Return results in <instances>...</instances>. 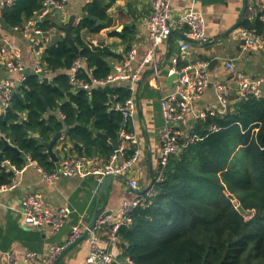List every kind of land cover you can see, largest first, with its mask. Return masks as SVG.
Returning a JSON list of instances; mask_svg holds the SVG:
<instances>
[{"label": "trees", "instance_id": "trees-1", "mask_svg": "<svg viewBox=\"0 0 264 264\" xmlns=\"http://www.w3.org/2000/svg\"><path fill=\"white\" fill-rule=\"evenodd\" d=\"M45 1L14 0L0 7V28L24 31L30 21H36V27L51 38L43 45L42 61L54 73L52 82L29 74L12 98L13 111L0 115V187L16 179L7 162L22 170L29 157L43 171H55L57 163L46 144L65 127L64 147L68 142L79 144L84 148L80 156L107 162L115 149L97 134L115 140L124 125L123 114L111 110L109 88L77 91L66 74L78 59L96 79L112 73L108 60L115 54L107 47L92 49L83 32L98 34L109 28L108 10L116 0L110 4L94 0L85 7L84 17L71 32L78 54L63 37L54 36L57 23L38 20ZM262 16L263 10L258 9V16L244 18L241 28L264 33ZM110 35L123 42L133 40L127 31ZM84 69L77 79L91 84ZM114 96L123 104L130 92L122 86ZM125 129L133 132L131 120ZM183 133L194 141L181 140L162 182L153 176L154 195L136 207L129 214L130 224L119 230L121 255L114 264H264V94L233 95L224 111L207 112ZM5 140L19 152L8 149ZM133 152L128 150L126 158Z\"/></svg>", "mask_w": 264, "mask_h": 264}, {"label": "crops", "instance_id": "crops-1", "mask_svg": "<svg viewBox=\"0 0 264 264\" xmlns=\"http://www.w3.org/2000/svg\"><path fill=\"white\" fill-rule=\"evenodd\" d=\"M3 1L5 0H0V4ZM93 1L69 0L61 13H57L58 10L51 11L46 18L52 19L58 24V28L53 30L54 36L64 37L66 30H61L63 26H68L72 16L75 17L74 26L78 24L84 17L85 7ZM104 1L109 2V4L113 2V0ZM151 3L152 0H116L108 10V14L112 19L109 28H105L98 34L83 32V39L92 49L107 47L115 54L108 60L109 64L113 65V70L125 60L126 53L131 48L136 47L138 52L137 61L134 63L135 67L149 49L150 40L147 22L152 13ZM172 7L175 17H179L188 8H194L200 12L206 22L207 42L219 41L206 47L193 44L190 52L180 57V44L183 39L178 33L187 35L188 30L186 27H177L174 30L178 33L173 34L170 45L166 42L159 47L157 53L159 77L154 73L152 66H148L143 70L135 96L136 113L131 120L134 128L133 132L139 139L141 157L137 164L122 175L125 182L120 180L113 182L106 211L118 212L123 203L132 202L136 198L138 190L130 186L131 181L135 180L140 188L139 191H143L148 188L153 176L156 174L158 157L162 148V142L159 138L163 127L161 99L175 90L176 81L178 80L170 81L172 75L169 72L172 68L171 60L174 57H180L182 67L188 64L187 61H205L211 65L208 67L211 83L197 101L198 112L219 107L217 93L213 87L215 81L225 82L235 90L236 74L238 73L246 74L252 78H264V49L258 47L249 50L245 47V44L242 43L243 40L238 35L241 25L225 38H222L237 23L243 7V0H189L185 3L172 1ZM257 16L258 8L255 1L248 0L244 18L252 19ZM124 31L128 32V36L133 37L131 42L128 40L123 42L121 37L110 35L112 32L123 33ZM43 38V45L51 40L50 37L43 36ZM5 43L16 46L26 66V73H34L37 56L34 52L32 33L27 30L9 31L0 28V45ZM168 54H170V58L166 62ZM3 62L4 59H0V83L2 80L9 78L18 80L20 75L9 73ZM229 62L234 64V71L227 67ZM82 63L86 66L84 61ZM107 88H109L111 103H113L111 110H115L117 106L121 105L115 101L117 97L114 96V91L118 87L117 85H109ZM260 93L264 94V86L261 88ZM233 95H236V93L233 92ZM139 108L141 109V116L139 115ZM1 110L2 104L0 101ZM190 121H186L185 129L182 132H186L191 127L193 121L192 123ZM63 141L60 140L53 149L58 162L72 155L84 157L80 156V152L84 150L83 146L68 142L66 143L67 146L64 147ZM131 148L130 143L120 140L119 149H123V151L115 150V152H120L118 163L123 161L121 158L122 153L127 159L126 152ZM148 151L151 153V162L148 160ZM103 162L105 161L102 159L101 163ZM35 164L27 163L21 173H15V181L19 182L17 188L0 193V264H5L4 257L6 253H13L18 257H22L30 251L45 253L51 246L64 244L68 239L71 225L81 223L88 228L93 220L97 202H99L100 207L106 203L105 193H102L99 198L101 182L96 176L61 178L52 184H48L45 182L37 164ZM5 165L7 166V164ZM8 167L13 171L11 166ZM32 192L41 193L50 207H68L72 209L73 213L64 227L53 232L48 226L27 228L24 225L22 199L27 193ZM105 233L106 229H103L101 237L104 239L106 238ZM87 253L88 239L67 252L61 258L59 264H85ZM113 254L119 259L121 255L119 246H115Z\"/></svg>", "mask_w": 264, "mask_h": 264}, {"label": "built area", "instance_id": "built-area-1", "mask_svg": "<svg viewBox=\"0 0 264 264\" xmlns=\"http://www.w3.org/2000/svg\"><path fill=\"white\" fill-rule=\"evenodd\" d=\"M14 0H5L0 4L3 8L10 5ZM172 1L181 3L189 0H152V13L148 18L147 26L149 32L150 47L138 62L137 48L133 47L126 53L125 60L120 63L105 79H96L92 76L93 70L83 65L82 59L74 62L72 68L66 71L70 83L74 90L83 88L90 90L92 86L97 88H106L109 85H117V87H125L130 92V97L121 105L116 107V111L123 114L124 125L120 131V140L130 143L134 150L133 155L129 159H125L124 153L121 154L122 163H118L119 151L115 152L107 162L101 163L102 159L79 157L72 155L57 163L55 171L47 173L39 168L45 182L52 184L61 178H86L96 176L101 182L108 175H123L128 172L132 166L138 163L141 157V149L139 147V139L137 135L128 132L125 129L126 123L133 119L136 113V93L138 84L141 81L142 72L148 66H152L154 73L159 77L157 53L159 47L167 42L171 32L177 27H186L187 37L196 43L207 41L206 22L203 15L194 8H188L179 17H175L172 7ZM259 10H264V0H254ZM69 0H46L43 3V11L38 16V20H43L53 10H64ZM264 19V16L261 17ZM20 30V29H16ZM25 30L32 33L34 37V52L37 56V63L34 73L39 75L40 81L52 82L54 73L45 68L42 61V49L44 44V33L36 27V21H30ZM239 37L245 41V47L249 50L261 48L264 49V33L259 34L256 30H247L240 28L238 30ZM192 44L182 40L180 44V57L190 52ZM180 57H174L170 74L182 75L176 81L175 90L169 95L161 99V115L163 119V127L160 131L159 138L162 142V148L159 153L156 182H162L164 179V170L168 165L170 158L178 154L180 150V142L184 138L187 142H193L194 139L184 136L179 122L197 119H204L207 112L214 114L215 112L224 111L229 105L232 93L235 92L240 98H247L251 94L261 95V88L264 86V78H252L246 74H236V89L233 90L225 82L215 81L213 87L217 93L219 107H214L208 111H197V101L199 97L208 89L211 81L208 72L209 63L205 61H187V65L179 67ZM0 59H4V67L9 73H18V80L4 79L0 83V101L2 110L0 115L4 114L11 107V101L17 87L22 85L28 78L26 66L21 55L15 45L5 43L0 45ZM227 67L234 71L235 66L232 62L227 63ZM85 68V69H84ZM84 69L91 79V84H87L77 79L79 71ZM61 118H64L60 114ZM65 139V133L61 140ZM28 163L35 164L29 157ZM8 166H11L7 162ZM36 165V164H35ZM15 173H21L11 166ZM130 186L136 190H140L138 183L133 180ZM152 184V182H151ZM151 184L147 188L146 195L138 194L132 202L123 203L117 214L111 212L102 215L98 221L96 228L89 235L88 253L85 264H114L117 260L113 254L115 246H119V230L121 227L130 224L131 218L129 214L147 198L154 195V188ZM19 186V182L14 181L10 185L0 187V193L13 190ZM72 209L68 207L53 208L50 207L43 195L38 192L27 193L22 199L23 223L27 228H42L48 226L53 232L64 227L72 215ZM87 227L81 223L73 224L70 227V233L67 241L62 245H54L48 248L45 253L27 252L22 257H18L13 253L5 254V264H55L58 257L67 249L68 246L80 239ZM106 229V238L101 237V232ZM121 250V249H120ZM128 262V261H127ZM129 264H132L129 262Z\"/></svg>", "mask_w": 264, "mask_h": 264}, {"label": "water", "instance_id": "water-1", "mask_svg": "<svg viewBox=\"0 0 264 264\" xmlns=\"http://www.w3.org/2000/svg\"><path fill=\"white\" fill-rule=\"evenodd\" d=\"M247 5H248V0H243V7H242V10H241V13H240V17H239L237 23L222 38H225L227 35H229L233 31H235L238 27H240V25L242 24L243 19L245 17L246 11H247ZM61 12H62L61 10L57 11V13H61ZM74 22H75V17L72 16L70 18L69 22H68V26L66 28V33H65V36L63 37V41L68 43L73 48L75 53L78 54L79 53V48L75 44V42H74V40L72 38V35H71L72 29L74 27ZM4 29L9 30V31H13L12 28H9L7 26H4ZM175 33H178V32L176 30H173L171 32V34L169 35L168 40H167L169 45L171 43L172 36ZM178 35L181 36L183 40L189 42L192 45L193 44L194 45L199 44L200 46H203V47H206L208 45H212V44L217 43L219 41V40H215V41H211V42L210 41H208V42L206 41V42L196 43L195 41L189 39L186 35H183L181 33H178ZM222 38H221V40H222ZM242 43L245 44V41L243 40ZM101 45L104 46L103 43H101ZM169 58H170V54L167 55L166 62L169 60ZM211 64H213V63H211ZM110 66L113 69V65H110ZM209 66H211V65H209ZM180 77H182V75H179L177 73L173 74L170 77V81L177 80ZM80 90H83V88H78L77 89V91H80ZM7 111L8 112H12L13 110L10 107V108L7 109ZM139 115L141 116V109L140 108H139ZM21 120H23V118H21ZM190 123H192V121H190ZM179 127L182 130H184L185 129V123L183 121H180L179 122ZM66 131H67V127H65L61 132H59L54 137V139H53V141L51 143H47L46 144L47 149H48V154L50 155L51 159H53L56 163L58 162V159L55 157L53 149H54V146L61 140L63 134L66 133ZM97 137H99V138H101V139H103L105 141H109L113 145L115 150H119L120 134H118L117 139H115V140H109L108 137L105 134H102V133H98ZM5 143H6V147L8 149L14 150L15 152H19L17 150V148L13 147L12 144L9 141L5 140ZM148 160H149V162H151V153H150V151H148ZM150 166H151V164H150ZM118 180L125 182V178L123 176H121V175H113L112 174V175H108L105 178H103V180L101 181L100 189H99V198L101 197L102 193H105V195H106V203L100 207L99 206V202H97V208L95 209L94 217H93V220H92L91 224L84 231L82 237L80 239H78L76 242H74L73 244H71L66 249V251L61 255V257L58 258L56 264H59V262L61 261V258L67 252H69L71 249H73L76 246H78L80 243H82L83 241H85L89 237L90 233L92 231H94V229L96 228L97 221L102 215H107V214L111 213L110 211H106L107 202L109 200V196H110V193H111V188H112L113 182L114 181H118ZM146 192H147V189H144L143 191H138V194H144ZM238 210L241 213H243L244 215L247 214L246 211L243 209V207L241 205L238 206ZM113 213L117 214V212H113Z\"/></svg>", "mask_w": 264, "mask_h": 264}, {"label": "rangeland", "instance_id": "rangeland-1", "mask_svg": "<svg viewBox=\"0 0 264 264\" xmlns=\"http://www.w3.org/2000/svg\"><path fill=\"white\" fill-rule=\"evenodd\" d=\"M246 215V214H245Z\"/></svg>", "mask_w": 264, "mask_h": 264}]
</instances>
